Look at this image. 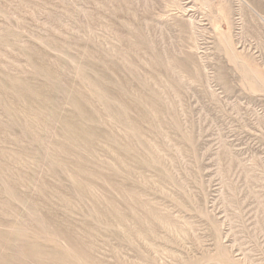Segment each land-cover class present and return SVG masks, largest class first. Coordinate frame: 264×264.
Here are the masks:
<instances>
[{
	"label": "rangeland",
	"instance_id": "374dc122",
	"mask_svg": "<svg viewBox=\"0 0 264 264\" xmlns=\"http://www.w3.org/2000/svg\"><path fill=\"white\" fill-rule=\"evenodd\" d=\"M0 264H264V0H0Z\"/></svg>",
	"mask_w": 264,
	"mask_h": 264
}]
</instances>
